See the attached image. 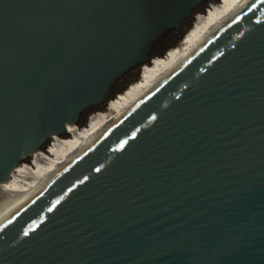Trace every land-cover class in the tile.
Returning a JSON list of instances; mask_svg holds the SVG:
<instances>
[{
    "label": "water",
    "instance_id": "1",
    "mask_svg": "<svg viewBox=\"0 0 264 264\" xmlns=\"http://www.w3.org/2000/svg\"><path fill=\"white\" fill-rule=\"evenodd\" d=\"M201 1L0 0V184ZM0 264H264V0L17 211Z\"/></svg>",
    "mask_w": 264,
    "mask_h": 264
},
{
    "label": "bare ground",
    "instance_id": "2",
    "mask_svg": "<svg viewBox=\"0 0 264 264\" xmlns=\"http://www.w3.org/2000/svg\"><path fill=\"white\" fill-rule=\"evenodd\" d=\"M250 0H226L225 5L205 17L200 29L189 35V45L164 62L157 71L146 77L143 84L133 88L130 96L120 101L117 108L101 116L85 130L78 131L76 137L66 140L65 146L59 149L61 152L56 157H46L47 160L32 170L33 176L29 181L14 182L11 179L0 184V194L4 196L0 201V228L28 203L35 195L43 190L56 176L84 149L91 145L126 111L140 101L160 80L181 63L199 45L210 37L238 10ZM76 125L70 127V132ZM7 191V193L5 192ZM9 191V192H8ZM4 193V194H3Z\"/></svg>",
    "mask_w": 264,
    "mask_h": 264
},
{
    "label": "rangeland",
    "instance_id": "3",
    "mask_svg": "<svg viewBox=\"0 0 264 264\" xmlns=\"http://www.w3.org/2000/svg\"><path fill=\"white\" fill-rule=\"evenodd\" d=\"M220 1L221 0H205V2L198 7L197 13L191 16L190 19L185 20L179 29L171 28L163 32L154 41L156 55L151 60L138 64L118 78L104 102L91 105L82 112L80 121L74 130L68 134H58L49 137L38 152L24 157L12 174L11 180L14 182L31 180L33 176L32 170L44 163L47 160L46 157H56L59 155L61 153L59 149L65 146L67 139L76 137L78 131L85 130L101 116L113 112L120 101L130 96L134 87L143 84L146 77L157 71L164 62L174 56L176 51L189 45L190 42L187 38L202 27L205 17L212 15L213 12L221 9L225 5L226 0L218 4ZM172 42L176 43L166 48L167 45ZM122 88L124 89L120 91ZM5 192L7 193V191ZM3 198L4 196L0 194V201Z\"/></svg>",
    "mask_w": 264,
    "mask_h": 264
},
{
    "label": "flooded vegetation",
    "instance_id": "4",
    "mask_svg": "<svg viewBox=\"0 0 264 264\" xmlns=\"http://www.w3.org/2000/svg\"><path fill=\"white\" fill-rule=\"evenodd\" d=\"M223 0L220 1V3H222ZM205 2V0H202L194 9H193V12H192V15L193 16L195 13H197V10H198V7L203 3ZM219 4V3H218ZM155 45V44H154Z\"/></svg>",
    "mask_w": 264,
    "mask_h": 264
},
{
    "label": "trees",
    "instance_id": "5",
    "mask_svg": "<svg viewBox=\"0 0 264 264\" xmlns=\"http://www.w3.org/2000/svg\"><path fill=\"white\" fill-rule=\"evenodd\" d=\"M219 4H221V3H219ZM190 17H191V16H190ZM190 17L187 18L186 20L190 19ZM183 34H184V33H183ZM181 35H182V34H181ZM175 43H176V42H172V43H170L169 45H167L166 48L173 46ZM166 48H165V49H166ZM123 89H124V88L120 89V91H122Z\"/></svg>",
    "mask_w": 264,
    "mask_h": 264
}]
</instances>
